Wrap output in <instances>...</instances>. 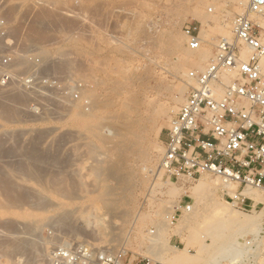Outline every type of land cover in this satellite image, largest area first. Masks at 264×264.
<instances>
[{"label": "rangeland", "instance_id": "obj_1", "mask_svg": "<svg viewBox=\"0 0 264 264\" xmlns=\"http://www.w3.org/2000/svg\"><path fill=\"white\" fill-rule=\"evenodd\" d=\"M240 2L0 0L20 48L84 85L77 101L53 92L58 100L44 102L38 115L23 106L1 120L0 264H48L51 249L78 243L124 251L125 264H178V256L187 264L215 256L217 264H264L263 190H253L254 209L241 212L221 189L192 194L200 180L218 179L170 182L158 167L186 75L231 38V20L248 4ZM189 24L199 29L196 51L185 45ZM200 54L206 59L190 66ZM179 203L190 208L170 225ZM234 218L256 232L237 237L243 251L229 261L217 255L225 239L215 235Z\"/></svg>", "mask_w": 264, "mask_h": 264}, {"label": "built area", "instance_id": "obj_2", "mask_svg": "<svg viewBox=\"0 0 264 264\" xmlns=\"http://www.w3.org/2000/svg\"><path fill=\"white\" fill-rule=\"evenodd\" d=\"M186 48L196 51L201 39L197 25L182 28ZM231 38L219 40L200 70H191L183 103L165 129L159 170L170 181L196 182L202 176L233 188L222 197L241 212L252 200L246 190L264 189V0H249L245 11L231 20ZM82 83L46 69L37 52L22 50L5 17L0 15V127L7 112L25 110L38 115L44 102L77 101ZM189 205L175 210L188 211ZM247 248L251 243L246 242ZM124 251L94 249L87 243L51 249L48 264H125ZM139 264H163L146 260Z\"/></svg>", "mask_w": 264, "mask_h": 264}, {"label": "bare ground", "instance_id": "obj_3", "mask_svg": "<svg viewBox=\"0 0 264 264\" xmlns=\"http://www.w3.org/2000/svg\"><path fill=\"white\" fill-rule=\"evenodd\" d=\"M247 2H248L247 0H241L240 5H246ZM263 43H264V39H263ZM205 59H206V56H204L202 54L198 55L197 59L195 57H193L191 60L192 63L190 62V66H191V64H193L192 66H194V64L198 66V64L203 62ZM197 66H196V68H197ZM262 71L264 73V60L262 62ZM57 99H58V97H57ZM76 114L77 113H75V116L78 115V114L77 115ZM16 115H18V114H16ZM19 115H20V113H19ZM73 119L75 120V117H73ZM76 119L79 120L78 118H76ZM223 188H232V186H231V184H221V183L219 184L217 181H210V182L208 181V184H207V182H205L204 180H200L197 183V185L193 188L192 194L199 193V192L205 191L207 189H213L214 191H216L218 189H223ZM263 191H264V189H263ZM244 194L246 196H248L249 199H251L253 202L258 200V197L255 194V192H253V190H246L244 192ZM178 206L179 205H177L175 208L177 209ZM225 216H230V214L227 213ZM234 219L237 221H235V222L233 221L232 222L233 224L230 223L226 227H222V228L218 229V231H216V235H215V239L217 241L225 239V244L223 245V247L220 250H218L217 255L221 254V256L219 258H226V259H229V261L234 259L236 254H240L243 251V250H241V248H239V244L237 243V237H243L247 233H254L253 231L256 232L255 228L251 225L244 226V227H242L241 225L235 226L238 223H240V224L246 223V221H247L246 219H244V218H237V219L234 218ZM186 249H184V250H186ZM188 260H189L188 258H185L183 256H178V257H173L172 261L175 263H178V264H187ZM218 262H220V261H218L216 256H215L213 261H209V264H217Z\"/></svg>", "mask_w": 264, "mask_h": 264}]
</instances>
